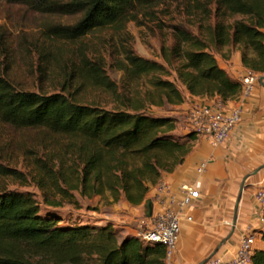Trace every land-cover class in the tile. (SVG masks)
<instances>
[{"label":"trees","instance_id":"1","mask_svg":"<svg viewBox=\"0 0 264 264\" xmlns=\"http://www.w3.org/2000/svg\"><path fill=\"white\" fill-rule=\"evenodd\" d=\"M20 4L47 16H78L69 25L49 24L46 38L75 42L103 29L123 30L137 12L157 0H0ZM217 15L242 16L232 24L216 23L212 42L217 48L238 46L242 67L264 74V0H216ZM173 58L181 61L176 73L187 94L194 98L237 101L241 83L223 70L208 44L180 26H174ZM119 69L130 83L142 77L166 75V67L124 54ZM103 89L118 98L120 106L105 109L74 100L62 92L44 94L19 90L0 76V122L14 128H43L67 137L73 156L69 170H55L56 158L39 159L34 181L43 193L40 203L29 192L0 187V264H166L161 244L136 236L120 238L112 224H63L56 209L62 203L77 206L72 192L91 198L109 193L112 203L123 197L137 207L164 174L181 166L193 148L196 135L175 136L176 120L146 112L145 103L181 105L183 96L175 84L162 78L151 81L153 91L143 96L118 94L105 74L101 59L86 56L74 70L68 85ZM60 166H63L64 162ZM0 177L26 182L16 171L0 166ZM264 241V232L261 236ZM252 264H264V252L255 251Z\"/></svg>","mask_w":264,"mask_h":264},{"label":"rangeland","instance_id":"2","mask_svg":"<svg viewBox=\"0 0 264 264\" xmlns=\"http://www.w3.org/2000/svg\"><path fill=\"white\" fill-rule=\"evenodd\" d=\"M216 9V0H157L151 6L139 10L135 19L128 22L123 30H96L69 43L47 39L45 29L49 24H73L78 16L41 15L23 5L0 1V76L8 79L19 90L53 94L65 89V93L79 103L105 109L120 106L115 95L92 86H79L77 81L68 85L71 74L81 65L85 56L90 60L103 61L105 74L116 84L118 94L124 97L136 94L143 96L153 91L151 81L154 78L166 79L181 92L183 103L156 106L146 102L145 109L153 116L174 118L176 130L173 134L185 136L192 132L188 121L191 103L185 87L177 78L176 70L181 61L171 54L176 42L173 27H183L205 41L217 62L226 63L234 53L241 54V51L234 45L217 48L212 42L214 26L218 22L232 24L241 20L242 16L217 15ZM127 52L164 65L166 75H149L130 83L119 69V63ZM246 72L245 69L241 70L239 78L245 76ZM261 76L264 74L258 75L259 78ZM204 99L208 103L217 102L215 99ZM228 102L226 104L230 106ZM70 144L67 137L52 134L43 128L18 129L0 122V166L16 171L26 179L23 185L22 181L14 178L0 177V187L29 192L40 203L43 211L49 210L43 204V193L34 181L38 176L35 162L56 158L55 170H69V164L73 163V156L68 153ZM59 159L61 163L64 162L63 166L59 165ZM72 194L78 202L77 206L63 202L56 209L63 224L70 222L103 226L110 223L119 232L120 238L128 235L138 237V233L147 229L143 204L132 207L123 197L112 203L107 192L91 198L80 196L78 191ZM154 210H157L156 205Z\"/></svg>","mask_w":264,"mask_h":264},{"label":"crops","instance_id":"3","mask_svg":"<svg viewBox=\"0 0 264 264\" xmlns=\"http://www.w3.org/2000/svg\"><path fill=\"white\" fill-rule=\"evenodd\" d=\"M218 65L235 80L244 70L240 52L234 53L230 61ZM187 97L191 104L194 101L208 103L188 94ZM228 103L230 106L242 105L241 121L229 141V149L215 148L208 138L196 136L184 163L173 173L164 174L147 195L152 199L161 184H165L172 194H178L179 186L188 182L196 183L200 194L185 211L193 221L183 222L177 252L171 259H166V264H198L219 246L212 257L230 259L236 252L239 237L246 232L256 237L255 251L264 252L261 238L264 225L256 220L259 213L253 198L264 186V87L258 84L247 100H241L240 94L237 101ZM200 164H205V169L197 173ZM240 188L234 232L222 244L231 232Z\"/></svg>","mask_w":264,"mask_h":264},{"label":"built area","instance_id":"4","mask_svg":"<svg viewBox=\"0 0 264 264\" xmlns=\"http://www.w3.org/2000/svg\"><path fill=\"white\" fill-rule=\"evenodd\" d=\"M244 75L238 78L241 83V100H247L253 88L259 84L258 75L248 71ZM241 113V104L228 107L221 101L216 103L194 101L188 110V121L196 136L206 137L213 147L227 151L234 130L240 124ZM204 169L205 164H200L196 168L197 173ZM199 196L198 187L193 182L181 184L178 194H172L165 184L159 185L152 198L157 210L153 207L152 217L146 219L147 229L138 233V237L145 243L163 245L166 249V259H171L177 252L182 223L193 221V217L187 215L185 211ZM253 198L259 213L256 220L264 225V186L254 193ZM255 241V235L246 232L239 237L233 257L230 259L212 257L206 264H252Z\"/></svg>","mask_w":264,"mask_h":264},{"label":"water","instance_id":"5","mask_svg":"<svg viewBox=\"0 0 264 264\" xmlns=\"http://www.w3.org/2000/svg\"><path fill=\"white\" fill-rule=\"evenodd\" d=\"M259 84L262 85L264 87V76H261L259 78ZM241 192H242V188H240L239 190V195L237 196V200H236V206H235V216L233 218V221H232V228H231V232L229 234V236L222 242V244L233 234L234 232V228H235V225H236V211H237V206H238V202L240 200V195H241ZM143 215L146 219H150L152 217V213H153V201L151 198H147L144 203H143ZM220 247V246H219ZM219 247L213 252V254L208 257L206 260H204L203 262H201L200 264H206V262L212 257L214 256Z\"/></svg>","mask_w":264,"mask_h":264}]
</instances>
